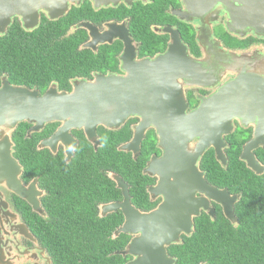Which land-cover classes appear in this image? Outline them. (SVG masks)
<instances>
[{
  "label": "flooded vegetation",
  "instance_id": "flooded-vegetation-1",
  "mask_svg": "<svg viewBox=\"0 0 264 264\" xmlns=\"http://www.w3.org/2000/svg\"><path fill=\"white\" fill-rule=\"evenodd\" d=\"M54 6L52 11L39 8L32 14L11 16L7 25L0 27V35L39 30L61 33L60 37L75 34L82 39L39 44L51 47L50 50L39 46L35 50L23 49L25 44L34 42L0 41V55L10 47V54L40 55L43 59L41 64H35L10 57L9 66L16 74L10 75L2 66L0 89L9 84L40 94L71 93L83 82L103 76L147 77L152 71L157 72L153 63L173 49L172 62L163 66L166 78L174 81L166 90L170 97L168 109L179 112L185 108L188 114L210 100L212 119L216 112L238 113L231 119L230 132L222 135L219 143L226 162L217 160L213 144L196 162L209 184L226 189L235 198L233 218L227 217L215 198L207 197L208 207H201L199 214L193 216L190 232H181L179 239L165 246L166 253L176 264L172 246L195 237L196 219L202 215L237 225V203L243 194L210 183L202 161L209 155L228 166L237 158L264 180V23L247 16L245 9L240 11V17L230 21V6L217 0H67L55 2ZM262 12L263 9L258 10L257 15ZM179 39L181 45L177 43ZM184 71L190 77H183ZM237 79L244 86L240 94L229 92L215 99L221 88ZM176 87L183 90L174 99ZM153 120L151 117L140 132L142 117L131 115L117 127L98 125L91 138L84 128L62 130L61 121L45 122L39 129L33 128L37 123L26 121L10 129L7 135L16 161L17 191L0 183L2 264H56L47 243L62 238L63 233L77 238V226L86 232V237L113 240L115 249L109 254L121 256L118 264L135 260L137 255L129 252L130 245L134 243L133 251L147 245L144 231L155 222L148 216L171 197L168 184L163 185L167 175L175 166L178 170L182 155L196 149L199 143L194 138L186 143L188 152L180 151L181 143L172 146L166 138L162 141ZM1 136L0 133V143L4 141ZM22 137L30 138V153L17 148L16 139ZM125 144L129 147L124 149ZM174 149L173 167L167 157ZM243 155L259 165L260 173L248 165ZM259 188L257 200L263 203L264 183ZM203 197L205 193L195 194L196 199ZM127 221L130 231L119 232ZM122 251L129 253L124 256Z\"/></svg>",
  "mask_w": 264,
  "mask_h": 264
},
{
  "label": "water",
  "instance_id": "water-1",
  "mask_svg": "<svg viewBox=\"0 0 264 264\" xmlns=\"http://www.w3.org/2000/svg\"><path fill=\"white\" fill-rule=\"evenodd\" d=\"M58 1L65 3L67 0H0V27L7 25L6 22L16 14H32L39 8L52 11L55 2ZM217 2L231 7L228 8L230 21L240 17V11L245 9L247 16L250 15L258 23H264V13L257 15L258 10H264V0H217ZM252 12L254 14L251 15ZM261 30L264 32V27ZM177 43L181 45V40L179 39ZM172 56L174 57L173 49L166 56L157 59L153 63V68L157 69V72L152 71L147 77L139 78L132 74L125 77L103 76L83 82L71 93L47 91L40 94L28 88L6 84L0 89V133L4 140L0 143V183H4L9 190L17 191L16 161L11 155V138L7 133L10 129L16 128L20 122H35L37 125L33 128L39 129L45 122L61 121L64 125L62 130L84 128L87 136L91 138L96 134L98 125L117 127L135 114L142 117L139 128L142 132L150 123V118L154 117L153 121L162 141L166 138L172 146H175V142L181 143L180 151L185 152H188L186 149L188 141L198 138L199 143L196 149L182 155L180 165L177 166L178 170H175V149L167 157L173 167L175 166L174 171L167 175L168 178L163 183L164 186L168 184L171 197L163 207L148 216L149 220L155 222L144 231L145 236L148 237L147 245L139 251H133L134 243L131 244L129 252L135 253L137 258L127 264H173L174 259L167 255L165 246L179 239L181 232H190L193 216L199 214L201 207H208L207 197L215 198L223 205L227 217L233 218L235 198L230 197L226 189L220 190L209 184L203 173L198 170L196 162L210 144L216 148L217 160L226 162L219 151V143L222 135L230 132L231 119L238 112H216L215 118L212 119L210 100L205 101L198 110L188 114L185 113V108L177 110L179 112L168 109L166 103L170 97L166 94V90L174 85V81L166 78L163 66L172 62ZM183 77L190 75L184 71ZM176 88L178 92L174 99L181 94V89L183 90L181 87ZM243 88L240 79H237L221 88L215 99L223 98L229 92L240 94ZM171 117H174L172 119L174 122H171ZM128 147L129 144L123 145L124 149ZM242 157L248 160V165L253 170L260 173L259 165L250 156ZM197 192L205 193L206 197L196 199ZM122 231H130L128 221L119 230ZM129 252L120 253L125 256ZM0 264H2L1 258Z\"/></svg>",
  "mask_w": 264,
  "mask_h": 264
},
{
  "label": "trees",
  "instance_id": "trees-1",
  "mask_svg": "<svg viewBox=\"0 0 264 264\" xmlns=\"http://www.w3.org/2000/svg\"><path fill=\"white\" fill-rule=\"evenodd\" d=\"M60 35L61 33L39 30L10 32L7 35H0V41L34 42L35 44L20 46L29 50H35L38 46L40 49L50 50L51 47L39 44L59 39L66 41L82 39L77 38L75 34L70 37ZM10 57L35 64L43 62L40 55H20L16 52L10 54V47H6L0 55V74L4 70L2 66L7 67L10 75L16 74L9 66ZM16 141L17 148L20 150L25 148L24 152L30 153L28 147L30 138L22 137ZM106 152L109 155L113 153ZM202 169H205L210 183L227 186L243 194L237 203L240 220L237 225H233L226 219L212 221L205 215L197 218L195 237L184 238L181 244L173 245L171 248L176 264H264V214H261L264 202L259 203L256 195L258 192L261 193L259 185L264 183V180L251 173L237 158L231 160L228 166H222L214 157L206 155L202 161ZM74 232L77 237L75 239L63 233L62 238L47 243L56 264H118L122 260L119 255L109 254L115 249L113 246L115 242L110 238L100 241L95 237H86V232L78 226ZM103 234L106 236L108 233L105 230Z\"/></svg>",
  "mask_w": 264,
  "mask_h": 264
}]
</instances>
